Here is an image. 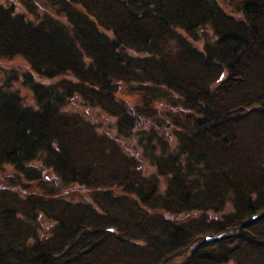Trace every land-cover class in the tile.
I'll list each match as a JSON object with an SVG mask.
<instances>
[{"label": "trees", "instance_id": "obj_1", "mask_svg": "<svg viewBox=\"0 0 264 264\" xmlns=\"http://www.w3.org/2000/svg\"><path fill=\"white\" fill-rule=\"evenodd\" d=\"M229 1H0V264H264V0Z\"/></svg>", "mask_w": 264, "mask_h": 264}, {"label": "rangeland", "instance_id": "obj_2", "mask_svg": "<svg viewBox=\"0 0 264 264\" xmlns=\"http://www.w3.org/2000/svg\"><path fill=\"white\" fill-rule=\"evenodd\" d=\"M3 1V0H0ZM8 1H12V0H8ZM219 2V4L226 9V11L233 13L234 14V4L232 1L229 0H217ZM15 2L17 3L18 0H15ZM20 59L18 57H15L13 59L7 60V59H1L0 60V67L5 66V67H11L13 68L14 66H19L20 65ZM72 193L77 197L79 195H83L84 193H80V191H78V188L75 186L72 190Z\"/></svg>", "mask_w": 264, "mask_h": 264}, {"label": "water", "instance_id": "obj_3", "mask_svg": "<svg viewBox=\"0 0 264 264\" xmlns=\"http://www.w3.org/2000/svg\"><path fill=\"white\" fill-rule=\"evenodd\" d=\"M210 239V237H208Z\"/></svg>", "mask_w": 264, "mask_h": 264}]
</instances>
